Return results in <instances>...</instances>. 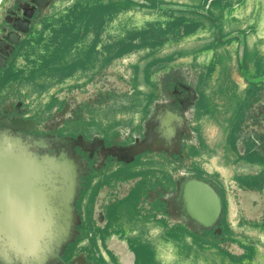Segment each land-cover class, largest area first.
Returning <instances> with one entry per match:
<instances>
[{
  "label": "rangeland",
  "instance_id": "1",
  "mask_svg": "<svg viewBox=\"0 0 264 264\" xmlns=\"http://www.w3.org/2000/svg\"><path fill=\"white\" fill-rule=\"evenodd\" d=\"M83 2L76 18L83 22L89 15V20L100 23L99 33L89 25L87 28L92 29L79 33V41L64 44L63 52L52 53V59L61 57L71 46L72 52L61 59V66L52 64L51 68L43 60L50 53L47 45L51 44L53 31L45 33L35 50L27 56L18 55L22 76L16 88L20 97L11 95L6 102L20 99V112L40 123L36 135L63 134L73 128L75 134L64 135L78 136L85 131L95 136L106 134L111 140L108 145H130L136 138L142 139L160 106L183 115L185 126L180 131V148L176 153L154 147L138 154L131 164L121 166L113 162L108 169L101 167L106 158L100 155V147L92 152L87 150L91 148L77 147L83 170L95 171L94 180L80 203L82 218L89 217L93 222L95 217L96 222H107L103 209L101 218L93 213L99 191L92 198V190L109 172H118L120 178H134L135 168L139 172L148 168L150 174H155L161 167L173 171L175 178L207 175L224 197L232 232L192 229L195 238L191 240V234L182 229L181 239L162 236L163 228L155 223L142 229L134 226L136 229L128 230L130 227L125 225L124 228L131 231L129 235L154 242L161 264H263L264 261H256V213L245 212L251 211V204L243 193L244 189L256 188L246 182L249 180L251 184L263 166L258 161L251 162L256 159V152L243 156L253 150L250 143L258 142L260 149L264 148V76L259 75L264 71V0H213L210 11L209 0ZM68 8L64 10L70 11ZM101 10L105 16L99 21ZM65 13L63 21L67 23L69 17ZM243 41L247 47L245 65L240 60ZM121 44L137 46L126 49ZM29 71L35 73V82L27 76ZM61 81L64 82L60 84ZM190 90L197 93L195 101L188 103ZM50 96L52 102L48 104ZM66 124L72 126L64 128ZM234 145L243 146L242 153ZM160 158H166L169 165H157ZM135 181L123 185L118 179L119 185L111 182L110 186H103L105 189L102 187L100 193H104V199L100 203L125 196L138 182ZM123 207L128 208L129 203ZM113 228L108 238L121 256L125 246L123 228L117 230V225ZM85 232L75 245L74 264L80 259L83 264H91L94 239L98 240V236L92 226ZM136 239L132 243L142 259L138 264H147L143 243ZM232 242H238L236 246L240 247L235 249ZM72 248L73 244L66 259L72 255ZM124 255L126 258L121 259L129 264L132 253L128 251Z\"/></svg>",
  "mask_w": 264,
  "mask_h": 264
},
{
  "label": "water",
  "instance_id": "2",
  "mask_svg": "<svg viewBox=\"0 0 264 264\" xmlns=\"http://www.w3.org/2000/svg\"><path fill=\"white\" fill-rule=\"evenodd\" d=\"M34 1L39 5L43 4L40 0ZM212 1L209 0L208 8ZM15 26L21 29L19 24ZM8 40L17 44L19 42L18 34L11 32ZM241 48L243 49L240 53L242 58L245 51L244 41ZM2 65H5L4 59L0 62V66ZM65 78H63L64 81L69 80V78ZM64 81H61L60 84ZM196 93V90H190L187 98L188 103L195 101ZM21 104L20 102L19 105ZM162 109L175 118L171 123L179 125V129L175 132V136L178 137L176 150L165 146L158 147L151 141L146 142L155 133V130L158 131L161 128L160 124H155V120L159 117ZM0 124V264H74L75 245L83 234L81 227L84 222H86L87 228L91 223L89 217L82 218L80 211V203L85 195L84 177L88 175V172L83 170L84 163L77 147L91 148L87 149L91 152L100 147L102 158H117V163H123L122 166L133 163L138 154H143L154 147L176 153L180 148L179 135L185 126V119L179 112L160 106L154 117L148 122L147 131L142 139L136 138L135 143L130 145L112 144L109 146L105 144L106 139H100L99 136H95L90 141L84 137V134L78 136L59 133L33 134L40 127V123L38 120L24 115L10 116L0 112ZM104 136L108 135L104 134ZM109 139L110 137H108V143L111 142ZM90 156L92 157L93 153ZM143 160L148 159L143 158ZM165 162L166 158L164 160L160 158L157 165H169ZM85 167L87 168V165ZM164 169L161 168V171H165ZM147 170L148 173L145 175L144 172ZM135 171L137 175L134 178H125L124 176L120 178L118 172L114 171L103 177L109 181L105 182L106 186H110L111 182L114 186L115 184L119 185L116 182L118 179L122 180L123 185L135 179V182L138 181L125 196L115 197L114 203L117 208L113 209L116 214L115 216L113 214V219L115 217L117 220H112L114 225L109 227L111 229L108 228V232L111 233L115 225L118 226L117 230L123 228L121 232H124L125 236H122L124 237L122 241L125 242L124 247L127 249H122L121 256L116 253L115 260H109L113 264L120 261L124 263L121 258H126L124 254H127L128 251L132 253L129 264H138L140 256L137 255V248L132 243V239L135 238L143 243L145 259L152 254L153 259H157L155 243L148 238L143 239L144 237L141 240L139 235H129L131 231L128 232L124 225L130 227L128 230H131L136 229L134 226L142 229L150 223H155L163 228L161 235L178 237L172 233L173 230L165 229L167 226H163L160 219L156 220L145 210L148 200L144 193L152 183L156 184L153 177L155 175L150 174L148 168H142L141 172L135 168ZM85 173L87 174L85 175ZM138 173L142 174L138 175ZM146 176L152 179H147ZM173 182L176 183L175 191L167 190L159 198L165 203L168 217L185 226L188 231L217 229L216 233H222L221 224L224 219L226 203L213 179L203 178L200 175H188L177 178ZM159 184L166 186V179ZM94 186L92 198H95L98 191L100 193L104 185L98 184L97 186L95 183ZM95 189L96 192H93ZM99 193L96 196L97 202L101 198L104 199V195L100 198ZM127 202L129 207L125 208L129 212L126 214L128 218L124 223L125 216L121 211L119 213V208H124L123 206ZM104 205L106 204L104 203ZM150 205H154L153 202H150ZM102 209L104 210V207ZM91 210L92 208H90ZM136 210L138 211L136 212ZM187 212H190L195 219H200L203 225L194 222ZM110 233L107 236V241ZM94 241L98 242L97 239ZM72 244V255L66 259L65 256ZM82 261V259L77 260L75 264H83ZM101 262L94 258L93 251L91 264Z\"/></svg>",
  "mask_w": 264,
  "mask_h": 264
},
{
  "label": "flooded vegetation",
  "instance_id": "3",
  "mask_svg": "<svg viewBox=\"0 0 264 264\" xmlns=\"http://www.w3.org/2000/svg\"><path fill=\"white\" fill-rule=\"evenodd\" d=\"M42 1V5H39L38 3H36L34 0H0V44L3 43L4 45L1 46L0 45V62L4 59L5 61V65L0 66V112H2V114H8V115H23L20 112V105L19 103L21 102L20 99L16 100L15 102H6V99L9 100L10 96L13 95V97L18 96L19 95V91L16 88L17 83L19 82V79L22 76V71L20 70L19 66H18V55L20 53H22L24 56H27L28 54H30L33 50L36 49V46L42 42V39L44 38L45 33H48V31H53V37L52 39H50V41H53V38H57L56 42L57 45H52V41L50 45H47V49L49 50V54H47V56L45 55L44 60H43V64L47 65L48 67L51 68L52 64H55V66H61V64L63 63V60H56L53 61L52 59V53L57 54L59 52H61V50H63L64 46L62 44H58L59 42L62 41V37H66L69 34L74 35V33L76 32V34L79 35V33H81L83 31V22L79 20L78 15L80 14V10L82 9V7L84 6V2L83 0H40ZM69 6L68 9L69 10H64L65 8H67ZM68 11V12H67ZM66 12V13H65ZM64 13L65 16H67V18L69 17V20L71 19L73 22V25L71 28L69 27V20L67 23H64ZM58 17V18H57ZM55 18H57L55 20ZM76 18V20H74ZM56 21V22H55ZM19 24L21 26V29H18L15 25ZM82 26H79V25ZM27 27V29H25ZM53 28V30H51ZM11 32H16L18 34V38H19V42L17 44H13L12 42H10L8 40V36ZM49 37H51V35H48ZM51 48V51H50ZM54 49V51H52ZM58 57V55L56 56V58ZM65 56H62L61 59L65 58ZM246 57V55H245ZM35 62V61H34ZM242 63V62H241ZM246 60L244 61V63H242V65H245ZM32 71V70H31ZM29 71V74H27V76L29 77V79L33 82H35V73ZM25 77V76H24ZM7 89H12V92L10 93L9 90ZM52 102V98H50V102ZM48 103V104H49ZM200 111V109H198ZM26 116V115H24ZM27 117V116H26ZM1 126V124H0ZM66 127H68L67 125H64ZM72 126V125H71ZM71 126H69L68 128H70ZM73 128H71L70 130H65L68 131L67 133H63L64 134H69V135H73L75 133L74 130H72ZM64 130V129H63ZM146 130V129H145ZM257 132L259 131V133H262V131L260 130H256ZM34 134V133H33ZM81 134H84L85 138L87 140L92 141L95 138V135H91L88 131H85ZM144 136V133H143ZM100 139H106L107 142H105V144H107V146H109L108 144V136H99ZM100 143V142H99ZM119 144V143H117ZM120 145V144H119ZM251 146H249V148H252V151H248L245 152V155L243 156L245 158L246 155L248 154H253L256 152V159L253 158L254 160H252L251 162H256L258 161L262 166L263 169L261 170V172H259L258 174L254 175L252 178V183L250 184V181L247 180L246 184L249 186H254L256 188L253 189H244L245 193V198L246 201L249 202V199H253L256 201V199L254 197H258L259 195H262V197H258V198H262L264 199V148L262 147V149H260V145H258V142H253L250 143ZM235 148L237 149L238 153H242V150L244 149L243 146H239L237 147L236 145H234ZM255 146V148H254ZM98 149H96L97 151ZM162 150V149H161ZM164 150V149H163ZM253 152V153H252ZM148 159V158H147ZM106 160V161H105ZM104 161L103 166L101 167H106L105 169H108V167L111 165V163L113 162H117V158H113V157H107ZM123 163H118V165L122 166ZM89 166V165H88ZM102 168H99V170H101ZM160 171L156 172L154 179L156 180V184L153 185V183L150 185V187H148L147 191L144 193L146 196V199L150 202H153V204H157V201L159 200V197L167 190L169 191H175V184L173 181L176 180L177 178L174 177L173 171L171 170H166L165 171H161V167L159 168ZM94 172L92 170V172H89L88 175L86 176V180L84 181V186H85V190L86 187L88 188V185L90 183L93 182L94 180ZM97 172V170H96ZM148 173V170L144 172V174L146 175ZM204 177H208L207 175H203ZM158 177L162 178L159 179ZM145 178L147 179H152L151 177L146 176ZM167 182V185H163V184H159L163 181ZM211 179V178H210ZM106 179H104L103 177L100 178L96 183L97 186L98 184H102L104 186H106L105 182ZM108 181V179H107ZM97 189V187H96ZM96 189L93 192H96ZM101 189V188H100ZM99 189V190H100ZM105 189V188H103ZM104 195V193H100V198ZM126 195V194H125ZM254 197H252V196ZM95 197V196H94ZM122 197V196H121ZM252 197V198H250ZM260 199V200H262ZM111 202H115V197L110 198L109 200H103V203H100V200L98 201V203L94 204V210H101L102 207L105 208V204L111 203ZM158 205V204H157ZM102 206V207H101ZM152 206H156V205H152ZM249 206V205H248ZM93 207V206H92ZM152 208V207H151ZM251 208V207H250ZM252 210L250 211L251 214L256 213V205L251 208ZM160 210V209H159ZM151 210H148V212H150ZM162 211V210H161ZM247 212V214L249 213V211H245ZM114 212L112 209V213H110L111 216H113ZM152 214V213H150ZM159 218L163 223V226H167L166 229L169 230H173L172 233L176 234V232H180L181 233V229L184 232H187L188 234H191V240H193L195 238V233L193 231H188V229L183 226L182 224H179L177 221H172L170 219V217H168V212H166V214H159ZM151 216V215H150ZM249 216V215H248ZM164 217V218H163ZM169 218V219H168ZM163 219V220H162ZM90 227L92 226V228L95 227V225L97 226H101V227H105L108 226L107 228L110 227V224H108L107 222H96V218L95 221H90ZM243 222V217L241 218L239 224L241 226V223ZM85 223L82 225L81 229H82V236L80 238V240L83 239V237L86 235V232H84L85 228H87L85 226ZM97 223V224H96ZM113 224V223H112ZM221 227L223 229L224 234H227V231L230 233L232 232V228H231V224H229V220H228V215H227V204H226V208H225V212H224V219L222 221ZM114 230V228L112 229ZM96 231V230H95ZM97 236H98V240H99V232H96ZM229 235V234H228ZM165 236V235H162ZM184 236L181 235V238H183ZM188 238V237H186ZM186 238H184V240H186ZM228 240H230V237L227 236ZM188 241V240H187ZM235 242H232V244L234 245V248L237 249L238 246H236V244H238V242L236 244H234ZM240 247V246H239ZM115 260V259H114ZM147 260V259H146ZM98 264H107L105 262L98 263Z\"/></svg>",
  "mask_w": 264,
  "mask_h": 264
},
{
  "label": "crops",
  "instance_id": "4",
  "mask_svg": "<svg viewBox=\"0 0 264 264\" xmlns=\"http://www.w3.org/2000/svg\"><path fill=\"white\" fill-rule=\"evenodd\" d=\"M50 98H51V96H50ZM174 120H175V118H171V121H174ZM81 123H82V121H81ZM159 124L161 125V128L159 129V132H158L159 135L153 140L152 143L158 147H161V148L163 146H165V147H170V148L176 150L177 149L176 146L178 145V137L175 136V132L179 129V125L172 123V125L167 126V129H168L167 130L165 128L166 127L165 124H163V123H159ZM159 124H156V125H159ZM66 125H68V124H66ZM258 197H262V195H259ZM258 197L256 196V201L253 199H250L249 203L251 204V208H253L256 205V261H264V199L258 198ZM260 199H262V200H260ZM157 204H154V205H157L155 208L154 206L150 205V201H148L147 207L145 208V210L147 211V214L149 215L150 213H152L150 215H152L153 218H155L156 220L160 219L159 214L164 215L167 212V210L165 209L166 208L165 203L162 200L159 199L157 201ZM151 206H152V208H151ZM116 208H117V206L113 202L105 205L103 217H104L105 221H107L108 224H110V226L112 225L113 221L117 220L115 217L113 219V216L110 215V213H112V209H116ZM148 210H151V211L148 212ZM100 211L101 210H99V209L94 210V214L98 213V215H97L98 218H101V212ZM120 211L122 213H124L125 217L123 218V220H124V223H126V221H127L126 219L128 218V216L126 214L129 211L125 207L121 208V209L119 208V213H121ZM187 213L194 222H197V223L199 222L198 224L203 225V224H201V222H202L201 220L195 219L190 212H187ZM141 214L143 215V213H141ZM238 225L240 226V224H238ZM94 229L99 232V240H98V242L97 241L94 242V258H97L98 261L103 260V262H105V263L108 260L115 259L116 252L114 249H117V246L114 247L113 245H111V243H110L111 239L110 238H108V241H107V236L110 233V232H108V228L107 227H101L100 225L99 226L95 225ZM109 229H111V228H109ZM176 235L179 237V239H181V233L180 232H178V233L176 232ZM124 248H122V249L124 250ZM157 253H159L158 248L156 249V254ZM157 258H158V254H157ZM139 260H142V259H139ZM146 263L147 264H160L161 262H160L159 258L153 259V254H152L151 257L147 258Z\"/></svg>",
  "mask_w": 264,
  "mask_h": 264
},
{
  "label": "trees",
  "instance_id": "5",
  "mask_svg": "<svg viewBox=\"0 0 264 264\" xmlns=\"http://www.w3.org/2000/svg\"><path fill=\"white\" fill-rule=\"evenodd\" d=\"M209 9V8H208ZM209 11H210V9H209ZM209 11H208V13H209ZM104 14H103V12H102V10L100 11V19H99V21H101L103 18H104ZM101 17H103L102 19H101ZM89 18V15H87L86 16V18H84V21H83V30H89V29H92V28H87L89 25H92L93 26V29H95V33L96 34H98L99 33V30H100V23H99V25H97V24H95L93 21H91V20H89L88 19ZM103 21H105V20H103ZM69 22H70V20H69ZM69 25H71V27H72V25H73V22L71 23H69ZM80 26H82L81 24H80ZM91 31V30H90ZM74 34H76V32L74 33ZM72 34H69L68 36H66V37H62V41L61 42H59L58 44H62L63 46H64V44H70V43H74V41L76 42V41H79V38H80V35H75V36H73ZM77 36V37H76ZM79 37V38H78ZM56 40H57V38H54V42L52 41V45H57V42H56ZM81 40V39H80ZM72 43V44H73ZM120 46H127V45H125V44H121ZM131 46V44L130 45H128L127 46V48L126 49H129V48H132V47H136L137 45H135V46H132V47H130ZM124 50V49H123ZM70 51H71V46H68L67 47V50L65 51V54L64 55H62V56H65L66 54L68 55L69 53H70ZM246 51H247V47L245 46V51H244V56L241 58L240 57V60H241V62L242 63H244V61L245 60H247L246 59V57H245V55H246ZM61 52H63V50H61ZM72 52V51H71ZM91 52L93 53V51L91 50ZM62 56L61 57H57L56 58V56L55 57H53V61H56V60H61V58H62ZM76 56H78L77 54H76ZM74 57L76 60H78V58L77 57ZM79 58H80V56H79ZM64 59V58H63ZM78 61H80V60H78ZM55 67H60L59 65L58 66H55ZM264 72V71H263ZM263 72H259V75L260 76H264V73Z\"/></svg>",
  "mask_w": 264,
  "mask_h": 264
},
{
  "label": "bare ground",
  "instance_id": "6",
  "mask_svg": "<svg viewBox=\"0 0 264 264\" xmlns=\"http://www.w3.org/2000/svg\"><path fill=\"white\" fill-rule=\"evenodd\" d=\"M166 115V119H165V116ZM171 118H173L172 116H170V114L169 113H167L165 110H161L160 111V115H159V117L155 120V124H159V123H163V124H165L166 125V129H167V126H169V125H172V121H171ZM168 130V129H167ZM159 130L157 131V130H155V133L153 134V135H151L149 138V140H146V142H149V141H151V142H153V140L159 135ZM168 134V133H167ZM169 135V134H168ZM188 214V213H187ZM198 219V218H197ZM198 220H200V219H198ZM197 223V222H196ZM199 223V222H198ZM203 223V222H202Z\"/></svg>",
  "mask_w": 264,
  "mask_h": 264
}]
</instances>
